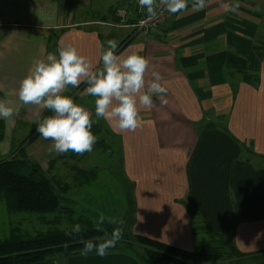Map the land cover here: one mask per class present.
<instances>
[{"label":"crops","instance_id":"0c3cea01","mask_svg":"<svg viewBox=\"0 0 264 264\" xmlns=\"http://www.w3.org/2000/svg\"><path fill=\"white\" fill-rule=\"evenodd\" d=\"M184 1L189 4L161 26L138 32L137 0H0V100L14 109L13 117L0 119V157L26 139L20 140L18 128L31 124L32 131L34 121L51 115L18 98L33 62L71 44L98 67L106 42L114 39L122 57L138 52L148 59L146 81L159 72L168 88L150 109L140 106L134 131L101 118L133 187L132 232L191 252L229 239L242 254L259 256L264 0H205L203 8ZM85 87L68 86L64 94L74 97ZM142 259L118 247L105 256L91 252L33 264H146Z\"/></svg>","mask_w":264,"mask_h":264},{"label":"rangeland","instance_id":"374dc122","mask_svg":"<svg viewBox=\"0 0 264 264\" xmlns=\"http://www.w3.org/2000/svg\"><path fill=\"white\" fill-rule=\"evenodd\" d=\"M80 93L72 98L92 112L95 120L94 99L85 92ZM34 127L30 124L27 130L18 128L20 140L26 139L19 142L11 154L0 157V162L19 160L24 164L20 171L24 174L31 173L37 164L42 167L61 197V210L11 214L7 211L4 194L0 193V241L11 238L17 228L25 236H33L48 230L91 225L109 229V235L99 237L104 243L111 241L114 230H119L121 238L109 249H133L146 264H264V254L255 257L239 254L229 239L214 241L211 246L207 243L199 251L202 259L195 261L143 241L132 232L135 219L133 187L124 175L120 150L103 120L93 124L96 141L90 152L82 154L51 152L53 142L42 138L35 129L30 131ZM59 258L52 256L50 262Z\"/></svg>","mask_w":264,"mask_h":264},{"label":"clouds","instance_id":"9594fccd","mask_svg":"<svg viewBox=\"0 0 264 264\" xmlns=\"http://www.w3.org/2000/svg\"><path fill=\"white\" fill-rule=\"evenodd\" d=\"M169 2L175 5L178 0ZM194 3L197 8L205 6V0H194ZM117 49L118 42L109 39L100 57L102 63L96 67L76 47L62 44L46 58L35 60L21 80L19 100L24 105H38L51 112L33 122L36 132L53 142L51 152H90L96 141L92 127L101 118L110 126L115 122V128L122 131H134L140 126V106L150 109L154 97L167 95L168 88L162 82L161 73L153 72V78L146 81L149 65L146 57L138 52L122 57L117 54ZM82 83L86 85L84 92L95 98V120L92 112L64 94L68 86L79 88ZM13 115V107L0 100V119ZM75 230L79 231V226ZM111 236L107 243L87 242L83 254L107 255L108 249L121 238V232L114 230Z\"/></svg>","mask_w":264,"mask_h":264},{"label":"trees","instance_id":"16d2710c","mask_svg":"<svg viewBox=\"0 0 264 264\" xmlns=\"http://www.w3.org/2000/svg\"><path fill=\"white\" fill-rule=\"evenodd\" d=\"M23 165L19 160L13 162L12 159L0 162V193L4 194L7 211L11 214H44L61 210V197L52 180L44 175L42 167L37 164L31 173L24 174L20 172ZM75 229L76 226L25 236L17 228L11 238L0 241V264L47 263L55 255H80L84 253L87 242H103L105 240H100L99 237L110 234L108 228L91 225L79 227V231ZM136 236L166 251L188 256L194 261L202 259L200 250L186 251L147 236Z\"/></svg>","mask_w":264,"mask_h":264},{"label":"built area","instance_id":"2783aa9c","mask_svg":"<svg viewBox=\"0 0 264 264\" xmlns=\"http://www.w3.org/2000/svg\"><path fill=\"white\" fill-rule=\"evenodd\" d=\"M139 9V19L135 24L138 32L150 31L161 26L168 18L173 16L180 9L186 7L189 2L178 0L175 5L169 0H137ZM175 7L177 10H171ZM119 16L126 15V11L122 8L117 9Z\"/></svg>","mask_w":264,"mask_h":264}]
</instances>
